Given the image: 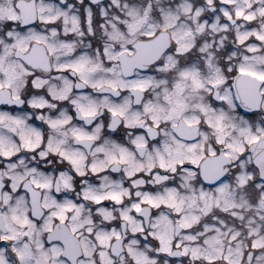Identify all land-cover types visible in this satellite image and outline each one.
Wrapping results in <instances>:
<instances>
[{
	"label": "snow or ice",
	"instance_id": "obj_1",
	"mask_svg": "<svg viewBox=\"0 0 264 264\" xmlns=\"http://www.w3.org/2000/svg\"><path fill=\"white\" fill-rule=\"evenodd\" d=\"M0 264H264V0H0Z\"/></svg>",
	"mask_w": 264,
	"mask_h": 264
}]
</instances>
